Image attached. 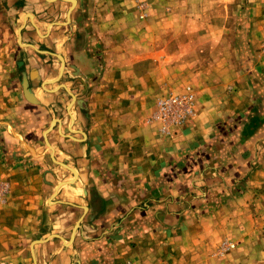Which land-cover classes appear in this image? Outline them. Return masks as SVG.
I'll list each match as a JSON object with an SVG mask.
<instances>
[{
    "label": "crops",
    "instance_id": "0c3cea01",
    "mask_svg": "<svg viewBox=\"0 0 264 264\" xmlns=\"http://www.w3.org/2000/svg\"><path fill=\"white\" fill-rule=\"evenodd\" d=\"M125 16L118 0H0V264H33L32 254L35 264H176L199 247L208 257L234 211L226 185L244 178L240 196L256 183L255 140L248 155L212 148L223 142L217 115L245 112L235 99L246 90L193 83L207 104L160 133L147 118L173 91L132 54ZM52 54L64 63L57 80Z\"/></svg>",
    "mask_w": 264,
    "mask_h": 264
},
{
    "label": "rangeland",
    "instance_id": "374dc122",
    "mask_svg": "<svg viewBox=\"0 0 264 264\" xmlns=\"http://www.w3.org/2000/svg\"><path fill=\"white\" fill-rule=\"evenodd\" d=\"M118 1L126 14L123 24L130 51L150 61V70L162 83L169 82L171 90L166 92L178 94L185 86L215 79L224 84L225 93L246 90L235 100L250 104L242 114L227 109L224 117L217 115L215 136L223 142L212 148L217 147L221 157L233 152L248 155L244 146L255 140L250 156L258 168L256 183L240 196L235 189H246L244 178L226 185L227 190L234 188L230 193L236 201L234 211L226 212L223 237L208 257L199 247L187 260L175 263L264 264V0ZM17 41L21 43L20 37ZM214 102L209 100L208 107L219 106ZM198 103L207 104L194 99L192 115L185 122Z\"/></svg>",
    "mask_w": 264,
    "mask_h": 264
},
{
    "label": "built area",
    "instance_id": "2783aa9c",
    "mask_svg": "<svg viewBox=\"0 0 264 264\" xmlns=\"http://www.w3.org/2000/svg\"><path fill=\"white\" fill-rule=\"evenodd\" d=\"M139 19H143V14L139 15ZM193 102L194 92L190 86H185L178 94L160 96L155 100L154 110L147 118V122L157 123L159 129L167 133L169 127L183 124L192 115ZM8 193V183L0 181V205L4 204ZM124 264L131 263L125 262Z\"/></svg>",
    "mask_w": 264,
    "mask_h": 264
},
{
    "label": "water",
    "instance_id": "95a60500",
    "mask_svg": "<svg viewBox=\"0 0 264 264\" xmlns=\"http://www.w3.org/2000/svg\"><path fill=\"white\" fill-rule=\"evenodd\" d=\"M68 3H70L71 5H73L74 3V0H66ZM29 17H31L30 15H28ZM19 31L20 29H17V36L19 37ZM19 46H23L21 43H19ZM53 56H55V58L59 61L60 63V69H59V72L57 74V77H56V80L58 78H60L61 74H62V70H63V67H64V63H63V60H62V57L60 55H57V54H52ZM22 90H23V95L25 96V98L29 101L30 100V94L28 93V91L26 90V87H25V81L22 82ZM54 124V122L52 121L50 123V126L49 128H47L45 131H44V135L50 130V128L52 127V125ZM83 210L85 211L86 209L83 207ZM80 219L77 220V222L74 224L73 228H72V233H71V238L73 237L74 235V232L75 230L78 228V223H79ZM36 242L34 241L32 244H31V247L33 244H35ZM32 260H33V264H35L34 262V258H33V254H32Z\"/></svg>",
    "mask_w": 264,
    "mask_h": 264
}]
</instances>
